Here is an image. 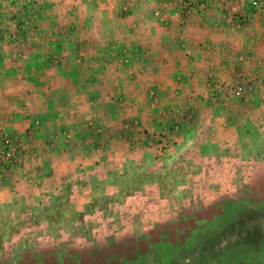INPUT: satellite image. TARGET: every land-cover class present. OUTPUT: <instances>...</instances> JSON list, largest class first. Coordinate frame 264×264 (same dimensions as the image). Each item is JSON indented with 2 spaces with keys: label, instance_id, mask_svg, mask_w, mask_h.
<instances>
[{
  "label": "rangeland",
  "instance_id": "374dc122",
  "mask_svg": "<svg viewBox=\"0 0 264 264\" xmlns=\"http://www.w3.org/2000/svg\"><path fill=\"white\" fill-rule=\"evenodd\" d=\"M0 264H264V0H0Z\"/></svg>",
  "mask_w": 264,
  "mask_h": 264
},
{
  "label": "crops",
  "instance_id": "0c3cea01",
  "mask_svg": "<svg viewBox=\"0 0 264 264\" xmlns=\"http://www.w3.org/2000/svg\"><path fill=\"white\" fill-rule=\"evenodd\" d=\"M2 120H3V117L1 116ZM44 123H41L40 126L43 127Z\"/></svg>",
  "mask_w": 264,
  "mask_h": 264
},
{
  "label": "built area",
  "instance_id": "2783aa9c",
  "mask_svg": "<svg viewBox=\"0 0 264 264\" xmlns=\"http://www.w3.org/2000/svg\"><path fill=\"white\" fill-rule=\"evenodd\" d=\"M11 154H9V156H10Z\"/></svg>",
  "mask_w": 264,
  "mask_h": 264
}]
</instances>
